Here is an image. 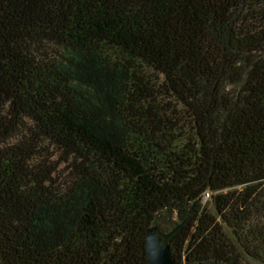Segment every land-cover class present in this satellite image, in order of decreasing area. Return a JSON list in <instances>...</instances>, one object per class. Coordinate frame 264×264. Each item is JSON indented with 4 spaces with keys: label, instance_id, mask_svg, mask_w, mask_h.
<instances>
[{
    "label": "trees",
    "instance_id": "obj_1",
    "mask_svg": "<svg viewBox=\"0 0 264 264\" xmlns=\"http://www.w3.org/2000/svg\"><path fill=\"white\" fill-rule=\"evenodd\" d=\"M159 222L264 264V0H0V264H149Z\"/></svg>",
    "mask_w": 264,
    "mask_h": 264
},
{
    "label": "water",
    "instance_id": "obj_2",
    "mask_svg": "<svg viewBox=\"0 0 264 264\" xmlns=\"http://www.w3.org/2000/svg\"><path fill=\"white\" fill-rule=\"evenodd\" d=\"M179 227L169 232L161 231L157 227H150L147 230L146 252L149 264H177L169 243Z\"/></svg>",
    "mask_w": 264,
    "mask_h": 264
},
{
    "label": "rangeland",
    "instance_id": "obj_3",
    "mask_svg": "<svg viewBox=\"0 0 264 264\" xmlns=\"http://www.w3.org/2000/svg\"><path fill=\"white\" fill-rule=\"evenodd\" d=\"M203 202L205 203V205H207V207H208V209L209 210H211V209H213V204L211 203V196H210V194H208V193H206L204 196H203ZM163 225H161V223L159 222L158 224H156V227L158 228V229H160L161 231H164V232H169V231H171V229H169V228H166V229H162L161 227H162Z\"/></svg>",
    "mask_w": 264,
    "mask_h": 264
}]
</instances>
